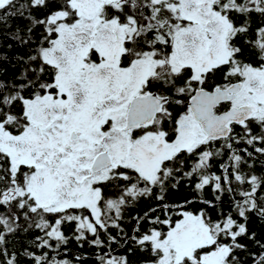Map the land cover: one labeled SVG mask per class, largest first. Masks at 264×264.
<instances>
[{"label": "snow or ice", "instance_id": "obj_1", "mask_svg": "<svg viewBox=\"0 0 264 264\" xmlns=\"http://www.w3.org/2000/svg\"><path fill=\"white\" fill-rule=\"evenodd\" d=\"M0 264H264V0H0Z\"/></svg>", "mask_w": 264, "mask_h": 264}]
</instances>
